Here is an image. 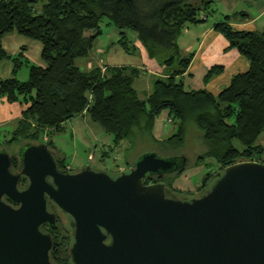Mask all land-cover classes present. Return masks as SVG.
<instances>
[{
    "label": "trees",
    "instance_id": "obj_1",
    "mask_svg": "<svg viewBox=\"0 0 264 264\" xmlns=\"http://www.w3.org/2000/svg\"><path fill=\"white\" fill-rule=\"evenodd\" d=\"M213 3V0H0V63L9 59L14 63L13 76L0 78V98L27 106L9 138L0 142V150L15 144L23 147L28 143H46V133L59 130L75 117L87 115L113 136L110 152L123 142L132 147L146 140L170 147L184 145L187 126L193 122L202 132L204 147L196 163L211 159L220 166L206 174L199 192L217 172L230 165L242 161L263 163L258 155L264 149L258 141L264 133V33L237 31L227 23L217 25L216 30L249 62L248 71L235 75L218 95L207 90L188 92L177 80L191 60L190 56H180L177 40L188 24L202 21L203 13L214 14ZM224 19L229 22L231 17ZM105 20L120 32L118 44L124 50L129 53L133 50L127 36L132 32L148 55L164 66L167 78L156 80L153 90L144 98L134 86L141 75L138 68L97 66L86 71L76 66L77 58L92 54ZM13 32L43 46L46 66H29L25 82L16 77L25 64L22 54L12 58L2 46L3 37ZM220 71V67L215 68L207 79ZM163 112H168L176 133L158 141L154 129ZM237 142L242 148L237 147ZM46 144L51 150L54 148L51 143ZM12 157L17 167L18 157ZM56 160L61 168L68 169L64 160L57 157ZM167 177L147 176L144 183H164L175 192L195 194L174 189ZM25 184L23 179L21 187ZM52 209L59 220L58 231H52L61 235L67 222L56 206L52 205ZM64 249L58 250L65 262Z\"/></svg>",
    "mask_w": 264,
    "mask_h": 264
},
{
    "label": "water",
    "instance_id": "obj_2",
    "mask_svg": "<svg viewBox=\"0 0 264 264\" xmlns=\"http://www.w3.org/2000/svg\"><path fill=\"white\" fill-rule=\"evenodd\" d=\"M186 166L148 152L119 172L70 171L48 144L28 143L15 167L0 150V264H53L52 205L70 227L72 264H264V163L230 165L194 195L144 183Z\"/></svg>",
    "mask_w": 264,
    "mask_h": 264
},
{
    "label": "crops",
    "instance_id": "obj_3",
    "mask_svg": "<svg viewBox=\"0 0 264 264\" xmlns=\"http://www.w3.org/2000/svg\"><path fill=\"white\" fill-rule=\"evenodd\" d=\"M213 1L212 9L214 10V14L208 15L203 13L200 17L202 21L195 24H188L177 40L180 56L182 58L191 57L189 67L183 74L177 77V80L183 83L185 90L188 92L207 90L214 95H218L223 89L229 86L235 75L244 73L249 69L248 60L237 48L231 47L228 39L216 30L217 25L227 23L237 31L264 33V0ZM226 16L231 17L229 22L225 21L224 18ZM113 35L118 39H115V41L107 47L111 45L120 46L118 44L120 41V35L118 36L115 30ZM132 39H135V42L134 44H130V47H133L131 53L123 48L121 49L128 55L139 56L141 60L140 64L116 65L111 62L105 64L101 59L95 67L99 66L104 69L108 66L138 68L141 71V75L135 80V83L137 81L140 82L142 77H147L144 82L146 88L143 95L144 98L146 94H149L153 90L154 82L156 80L167 78V76L165 75L164 66L148 55L147 50L138 41V38L134 33H132ZM2 46L12 58H16L22 54V60L25 64L16 74V77L21 82H25V80L27 81V78L29 77V73L26 74L25 77H23L24 73H22L21 76H18L24 67H27L29 70V66L31 65L40 67L46 66V63L42 59V43L37 40L13 32L3 37ZM109 49L106 47L101 48L98 50V53L100 56L105 55L108 53ZM92 54H96V52L94 51ZM106 58H108V56ZM93 66L94 64L91 60H88L84 70H92L95 68ZM219 67L221 68V71L207 79L209 73ZM13 69L14 63L12 60L9 59L2 61L0 63V78H11L13 76ZM26 107L27 106L20 101L10 103L6 98H0V138L10 136L16 128L18 121L21 119L22 112ZM163 113L168 114V112ZM87 117V115H81L66 122L72 125V134L78 125H83L82 121ZM168 121L170 122L169 117ZM84 124L89 126L88 121ZM62 126H64V124ZM161 131L162 130L160 129V132ZM155 138L160 140L156 136ZM119 147L116 148V150H119ZM52 150L56 155L57 149L54 147ZM101 154L103 156V152H101ZM67 168L72 170V167L69 164L67 165Z\"/></svg>",
    "mask_w": 264,
    "mask_h": 264
},
{
    "label": "rangeland",
    "instance_id": "obj_4",
    "mask_svg": "<svg viewBox=\"0 0 264 264\" xmlns=\"http://www.w3.org/2000/svg\"><path fill=\"white\" fill-rule=\"evenodd\" d=\"M114 30L119 36L120 32L115 29V27L108 25V20H105L102 25V35L96 41L93 49V53L95 51L96 54H91L83 58H77L75 61L76 66L84 69L87 65V61L91 60L94 64L93 67H95L101 59L105 62V64L109 62L115 63L116 65L140 64L141 60L139 56L126 54L121 49L122 47L117 45L107 47L116 39L113 35ZM127 36L130 43L134 44L135 39H132V32H129ZM105 47L107 49L111 48L108 50V53L100 56L98 50ZM105 56H108V58ZM22 73H24L23 77H25L26 74L29 73L28 68L24 67L18 76H21ZM142 78L140 82L137 81L135 83V87L139 91L140 96L143 98L144 91L146 89L144 82L147 77L144 76ZM87 121L89 122V126L84 124ZM82 122L83 125H78L73 134L71 128L72 125L70 123H64V126H62L59 130L53 129L50 134L46 133L44 137V140L47 139L45 140L46 143H51V146L57 149L56 157L64 160L66 166L69 164L73 171H77L85 166L91 165L98 169L119 172L122 171L121 169H128L130 165L141 155L148 152H157L162 157H167L168 155L185 156L187 159L185 171L181 174H169L166 181L171 180L172 187L179 191L198 193L199 187L204 183L206 174L220 169V166L211 159L207 160V162L203 164L196 163L199 156L202 154L204 147L202 132L193 122H190L187 126V134L184 145L170 147L146 140L139 142L132 147L130 143L123 142L120 145L119 150L117 149L116 152H110V146L114 141L112 135L108 134L98 123L93 122L88 117L83 119ZM160 129L162 130L161 132ZM175 133L176 127L168 121V114L163 113L156 122L154 132L155 136L160 139L158 141H163ZM6 138L7 137H1L0 142ZM258 143L261 144L264 149V133L260 137ZM236 145L237 147L242 148L238 142ZM6 149L11 156H20V145L15 144L7 147ZM101 152H103V156ZM105 152H109V154L105 155ZM89 156L91 157L90 159ZM258 158L264 163V152L259 153ZM62 228L66 229L67 227L65 228V226H62Z\"/></svg>",
    "mask_w": 264,
    "mask_h": 264
},
{
    "label": "flooded vegetation",
    "instance_id": "obj_5",
    "mask_svg": "<svg viewBox=\"0 0 264 264\" xmlns=\"http://www.w3.org/2000/svg\"><path fill=\"white\" fill-rule=\"evenodd\" d=\"M25 186H26V184L23 187H21V189H23ZM65 221L67 222L66 219H65ZM58 224H59V220H58ZM53 231H58V230H53ZM53 231L49 227V225H46L45 233L51 234L55 240V246L51 252L53 264H61V263H59L58 260H60L62 262V264H72V262H70V259L68 258V249L71 247V244H72V235H71V231H70V227L68 225V222H67V229L64 231L65 234L62 233L61 235H58V234L56 235L55 233H53ZM60 247L65 248L64 249L65 250V258H66L65 262L62 259L63 253L61 255H59L58 249ZM56 249H57V251H56ZM53 253H54V255H53Z\"/></svg>",
    "mask_w": 264,
    "mask_h": 264
},
{
    "label": "built area",
    "instance_id": "obj_6",
    "mask_svg": "<svg viewBox=\"0 0 264 264\" xmlns=\"http://www.w3.org/2000/svg\"><path fill=\"white\" fill-rule=\"evenodd\" d=\"M45 140H47V139H45ZM91 158V157H90Z\"/></svg>",
    "mask_w": 264,
    "mask_h": 264
}]
</instances>
